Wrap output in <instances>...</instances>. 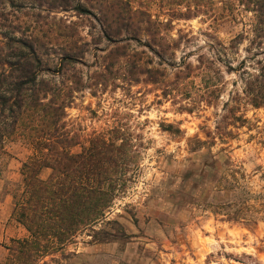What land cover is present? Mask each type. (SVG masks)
Wrapping results in <instances>:
<instances>
[{
	"label": "rangeland",
	"instance_id": "374dc122",
	"mask_svg": "<svg viewBox=\"0 0 264 264\" xmlns=\"http://www.w3.org/2000/svg\"><path fill=\"white\" fill-rule=\"evenodd\" d=\"M261 13L256 0H0V54L33 63L71 150L100 135L128 154L97 231L38 264H264V103L248 91ZM35 153L15 136L0 154V264L30 236L14 209ZM246 197L250 224L214 212Z\"/></svg>",
	"mask_w": 264,
	"mask_h": 264
},
{
	"label": "trees",
	"instance_id": "16d2710c",
	"mask_svg": "<svg viewBox=\"0 0 264 264\" xmlns=\"http://www.w3.org/2000/svg\"><path fill=\"white\" fill-rule=\"evenodd\" d=\"M256 1L261 5L262 21L264 0ZM32 53L35 55L33 48ZM6 57L0 54V65L11 67L10 71L0 72V154L6 141L15 136L30 140L36 148L32 163L23 166L25 190L14 209L30 236L13 240L7 247L11 253L9 264H38L46 251L71 242L79 231L89 227L97 231L94 227L107 218L113 199L122 190L128 154L116 138L100 135L91 139L90 147L73 152L72 147L78 144L76 137L60 133L61 107L41 98L33 63L23 54L18 64ZM248 85L252 100L264 103V66L258 77L251 74ZM197 143L202 142L197 139ZM46 167L52 175L43 180L39 174ZM250 199L221 204L214 212L224 211L228 220L250 224Z\"/></svg>",
	"mask_w": 264,
	"mask_h": 264
},
{
	"label": "crops",
	"instance_id": "0c3cea01",
	"mask_svg": "<svg viewBox=\"0 0 264 264\" xmlns=\"http://www.w3.org/2000/svg\"><path fill=\"white\" fill-rule=\"evenodd\" d=\"M46 169H48V168H44V169L42 170V172H44ZM42 172H41V177H42Z\"/></svg>",
	"mask_w": 264,
	"mask_h": 264
}]
</instances>
